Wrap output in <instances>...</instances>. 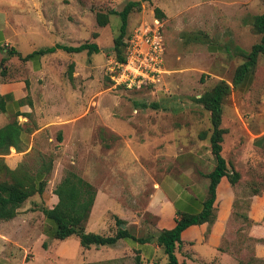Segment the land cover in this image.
I'll return each mask as SVG.
<instances>
[{"label": "rangeland", "instance_id": "obj_1", "mask_svg": "<svg viewBox=\"0 0 264 264\" xmlns=\"http://www.w3.org/2000/svg\"><path fill=\"white\" fill-rule=\"evenodd\" d=\"M139 1L0 0V15L8 21L9 43L23 56L56 45L95 43L100 48L99 53L91 55L86 51L70 55L61 50L44 54L40 57L49 56V60H45L42 72L32 71L20 60L11 62L15 57L1 52V79L19 82L27 92L24 101L35 104L26 118H17L22 127L31 130L26 134L27 147L20 153L10 149L3 157L4 163L11 170L23 164L32 176L42 161L52 163L42 195L35 194L24 202L14 219L0 221V264H112L107 260L108 252L119 255L122 252L118 264H134V253H143L146 241L157 244L159 232L154 230L153 218L147 212L153 180L160 179L158 171L164 172V167L156 168L160 155L156 156L155 149L165 146L170 129L181 145L210 135L209 113L196 100L219 81L231 85L235 69L244 61L239 50L249 52L254 44L260 43L262 35L253 26L254 17L247 26L237 23L236 5L231 4L237 0L141 2L139 9H133L128 16L123 43L137 27L152 25L158 19L162 24L164 71L154 87L125 90L114 86L111 73L116 61L113 41L121 24L117 13L128 2ZM155 8L163 18H157ZM255 10L254 4L251 5L248 16L255 15ZM98 13L108 17L106 26L97 24ZM122 50L125 54L126 44ZM258 60V76L264 82V56L259 55ZM248 95L232 91L224 101L223 114L236 117L239 112L233 107L235 102L248 127L261 133L264 121L249 119L256 110ZM139 104H156L158 108H140ZM109 126L116 128L118 134ZM231 137L243 138L242 131L237 129ZM230 139L227 137V141ZM251 155L256 165L253 184L259 189L264 186V144ZM132 163V168L142 166L141 172H137L139 178L131 176ZM68 172L89 183L95 190V199L99 197L92 214L93 223L85 224V232L113 237L120 221L121 225L126 224L131 236L142 238L145 243L126 239L118 250L110 245L91 246L86 254L76 236L63 241L54 239L43 210L55 205L54 189ZM246 181L253 189L250 180ZM251 189L244 187L240 193H251ZM107 197L121 206L122 218L112 219L119 211L105 209L110 202ZM238 205L236 208L244 211L246 201ZM108 220H113L110 227ZM245 228L244 225L240 229ZM234 236L232 249L228 251L235 261L256 264L250 259V250L243 253L237 250L246 241V233ZM145 254L141 256L144 262ZM154 259L153 264L167 261L162 249L155 252Z\"/></svg>", "mask_w": 264, "mask_h": 264}, {"label": "crops", "instance_id": "obj_2", "mask_svg": "<svg viewBox=\"0 0 264 264\" xmlns=\"http://www.w3.org/2000/svg\"><path fill=\"white\" fill-rule=\"evenodd\" d=\"M231 4L236 5L234 15L237 23L240 25L247 26L253 17L264 13V0H237L236 2L232 1ZM253 4L256 14L248 16L247 11ZM7 25V18L0 15V57L2 56L1 52L6 53V49L14 48V44L9 43L11 40L8 38ZM16 51L19 52L18 50ZM57 51L60 50H56L55 52ZM21 56L24 57L22 54ZM13 57L15 58H11V62L13 59L18 61L17 56ZM46 59L49 60V56L33 57L25 63L27 66H30L32 71L42 72ZM259 70V60L257 58L253 72L246 76L244 82L239 87L234 89L242 96L249 93L250 103L256 110V113L251 114L249 119L254 121H264V87L259 86V84L264 85V82H261L262 76L259 79ZM22 87L19 82L9 79L8 81H4L0 77V97L9 99L5 100V112H0V124L6 125L13 120H17V118H26L27 113L31 112L30 107L35 104L24 101L27 92ZM253 88L257 90L253 91ZM234 90H232L233 93ZM22 100L23 103L19 106L18 102ZM243 100V98L240 99L238 103H241ZM233 107L239 112L237 116L235 117L234 114L232 116H224L226 112L225 105H222L221 128L225 129L226 133L221 143V156L226 161L228 168L232 167L239 174V180L232 185L227 177L220 179L216 187V196L213 204L214 220L210 224L203 223L189 226L181 233V243L175 248L178 264H238L239 262H244V260L235 261L228 251L232 249L231 242L233 243L234 241V235L240 232L246 233V241L237 250H240L241 253L250 250V259L254 260L256 264H264V186L257 189V186L253 184V181L256 180V165L254 163L255 159L251 160V152L256 153V150L264 144V131L261 133L252 131L244 121L245 117L241 115L239 105L234 102ZM17 113L20 115L16 117ZM230 124L232 127L229 126ZM109 127L111 131L118 134L116 128ZM237 129L242 131L243 138L231 137ZM227 137L231 138L230 141H227ZM164 143L165 146L161 149H155L156 156L160 155V163L156 164V168L160 170L164 167V172L158 171L157 174H161L160 179L158 181L153 180V194L147 209V212L153 218L154 230L158 232L174 228L177 213L196 215L202 211L209 185L207 175L213 171L215 166V160L210 151L209 136L207 135L195 143L189 141L181 145L179 144L180 142H177V138L172 136V129H170L169 137ZM194 162L195 166H193ZM133 164L129 167L131 171L133 170L131 176L139 178L137 172H141L142 166L139 164L138 167L132 168ZM202 168L205 170L203 171ZM246 180H250L249 182L254 186L252 187L253 189H251L250 184L246 183ZM247 185L250 187L247 188ZM244 187L247 190L250 188L252 192L241 194L240 191ZM98 198L96 196L94 200L86 226L93 223L92 214ZM106 200L110 202H107L105 209L109 211L112 208H116L119 211L112 219L122 218V212L120 213L119 210L121 206L119 207V204L115 203L112 197H107ZM243 201H246L245 210L240 211L239 207L236 208V204L238 203V206H241ZM111 222L113 220L107 221L109 227L112 226ZM244 225L247 228L241 230L240 228ZM120 228L126 229V224L124 226L121 225ZM86 229L88 228L86 227ZM250 239L252 240V245H250ZM124 244L123 240H118L110 246L113 250H118ZM90 249L82 248L86 254L90 252ZM142 249H144V252L134 253V257L138 255L144 264H153L156 260L154 259V254L161 247L158 244L152 245L147 242L146 245L142 246ZM130 251L133 250L130 249ZM143 254L147 256L146 262L141 258ZM108 255L107 260L112 264H118L122 252L121 255L118 252H108Z\"/></svg>", "mask_w": 264, "mask_h": 264}, {"label": "trees", "instance_id": "obj_3", "mask_svg": "<svg viewBox=\"0 0 264 264\" xmlns=\"http://www.w3.org/2000/svg\"><path fill=\"white\" fill-rule=\"evenodd\" d=\"M150 0H140L139 2H128L122 11L117 13L120 18L119 35L113 41L112 51L115 53V60L122 63L125 60L122 47H125L123 38L127 28V20L131 11L135 8L139 9L141 2H149ZM157 18H163L158 8L154 9ZM96 22L100 27H104L108 23L106 15L98 13ZM253 26L255 30L261 34V41L254 44L249 52L239 50L240 56L244 59L234 72L231 85L225 81H219L210 90L205 91L197 100V104L209 113L211 124V133L209 135V146L212 156L215 160V166L211 173L207 175L209 185L207 189V197L203 202L202 211L196 215H188L177 213L175 226L170 230H162L157 236V244L161 247L166 255L165 264H178L175 256V248L181 243V233L192 225H200L203 223H212L214 220L213 204L216 196V187L222 177H227L233 185L239 180V174L228 168L226 161L221 156V143L226 130L221 128L222 121V105L232 90L239 87L250 75L257 62L259 55L264 56V13L254 17ZM56 50H62L69 54H77L86 51L88 55L97 54L100 48L95 43H83L78 46L70 47L56 45L55 47L41 49L24 57L21 56L14 48L6 49L8 57L17 56L21 62H27L33 57H40L47 53H53ZM3 74V71H2ZM28 87V83H25ZM9 100L0 97V112H5L6 101ZM22 101L18 102L20 106ZM140 108L151 107L157 109L156 104L145 105L139 104ZM17 113L15 116H19ZM31 133L30 129L22 127L17 120H13L6 125L0 127V221H10L14 219L21 206L30 197L35 194L42 195L46 185L45 177L51 169V160L49 162L42 161L40 168L35 174L30 175L24 168L23 164L19 165L15 170L9 169L4 163V156L8 155L10 149L16 153L24 151L27 147L26 134ZM204 138V135H202ZM56 203L52 208L44 209L43 213L52 227V237L56 240L63 241L71 236L79 239L80 246L83 249H89L91 246L113 245L118 240H132L134 242L145 243L142 238L131 236L126 229L119 227L122 222L117 221L118 230L113 237H104L92 232H85V224L88 221L94 200L95 190L75 173L68 172L60 181L53 192ZM148 241H146L147 243ZM134 264H144L137 255ZM238 264H249L239 262Z\"/></svg>", "mask_w": 264, "mask_h": 264}, {"label": "built area", "instance_id": "obj_4", "mask_svg": "<svg viewBox=\"0 0 264 264\" xmlns=\"http://www.w3.org/2000/svg\"><path fill=\"white\" fill-rule=\"evenodd\" d=\"M162 24L154 19L153 24L137 27L126 41L125 60L115 61L111 70L115 87L139 90L154 87L163 73L164 42Z\"/></svg>", "mask_w": 264, "mask_h": 264}]
</instances>
